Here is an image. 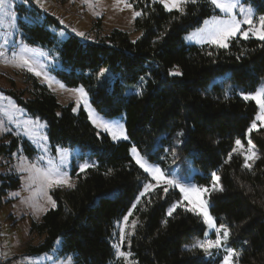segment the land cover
Listing matches in <instances>:
<instances>
[{
    "label": "trees",
    "instance_id": "trees-1",
    "mask_svg": "<svg viewBox=\"0 0 264 264\" xmlns=\"http://www.w3.org/2000/svg\"><path fill=\"white\" fill-rule=\"evenodd\" d=\"M244 2L252 5L256 17L264 15V0ZM135 7L142 11L135 23L141 33L137 41L121 30L103 35L98 24L87 40L70 34L63 42L50 31L59 27L54 17L33 4L16 8L21 38L55 51L62 66L54 71L57 78L68 87L84 88L100 114L124 118L128 136L127 141H114L99 132L83 109L75 112L73 105L59 104L31 75L29 90L4 91L28 116L47 124L51 146L79 148L83 159L94 165L79 174L75 187L53 193L56 207L33 223L30 234L36 243L29 241L27 254L49 253L61 239L59 255L72 257L75 264H116L115 233L143 182L150 180L131 157L135 146L166 174L189 180L190 171L198 170L202 174L194 180L198 186H209L216 173L223 191L211 192L209 210L231 233L227 247L238 254V264H264V129L252 133L259 159L246 168L244 158L233 149L258 109L238 92L226 94V84L248 93L264 81V41L238 36L227 49L185 45L186 33L218 14L206 0L189 3L183 15L169 13L152 0H139ZM175 68L183 75H169ZM225 75L224 83H213ZM7 138L0 144V160L11 159L19 148L34 156L27 140L15 136L6 142ZM0 178L1 210L8 205L4 199L9 191L20 189L21 179L15 173ZM178 201L179 192L165 194L163 187L141 198L129 218H138L135 234L130 230L124 248L138 264H219L223 248L211 254L189 250L203 241L206 227L182 206L169 216ZM9 220L14 228V216ZM15 259L19 258L8 261Z\"/></svg>",
    "mask_w": 264,
    "mask_h": 264
},
{
    "label": "rangeland",
    "instance_id": "rangeland-1",
    "mask_svg": "<svg viewBox=\"0 0 264 264\" xmlns=\"http://www.w3.org/2000/svg\"><path fill=\"white\" fill-rule=\"evenodd\" d=\"M138 1L139 0H129V2L133 4V10H137L135 5ZM40 2L41 4H43V7L37 4L36 0H30V2H26V0H6V8L0 9V144L6 136L9 137L7 138L6 142H9L10 138L12 137L19 136L22 139L27 140L34 150V156L32 158L26 156L23 153V148H19L15 151L11 159L0 160V176L9 173H15L21 179L20 189L9 191L4 199L6 202H8V205L4 206L3 209L0 210V257H3L5 260L6 258L14 257L22 260L21 263H19V260L17 259L18 263L15 262L13 264H75L72 257L63 258L59 255L58 251L61 247V239L57 240L55 249L49 253H45L39 256H30L27 254L30 245L29 241L36 243V239H31L30 234L33 223L39 222L43 215L52 207L46 202L44 198L33 197L32 193L35 190V186L29 188L27 183L28 173L20 172L19 166L21 165L23 158H27V162L40 163L42 164V166H46V162L49 159H53L56 162H59L61 156L63 155V151L66 150L70 155L64 167L67 169V172L71 177V182L76 185L80 180L79 174L82 173L79 166L84 163L90 162L88 161V159H83V152L79 148L69 149L58 146H51L47 134V124L40 119L28 116L25 108L20 106L12 95H9L4 91L15 90L18 92L29 90L32 86V82L29 80V76L31 75L41 85L46 86L56 96L59 104L63 106L73 105V109H75V112H79L80 109H83L87 114L90 123L99 132L106 133L111 137L109 133L104 132L101 128H98L95 124H93L92 119L89 116L90 110L94 115H99L106 121L122 126L126 133L125 120L122 117L110 118L100 114L92 105L89 94L87 97V105L84 103V101L81 100L79 103V107H77V101L79 97L72 91H70L74 88L68 87L66 84L60 81L54 73L55 70H60L62 68L55 51H46L41 46H31L21 38L17 21L19 19V16L16 8L20 5L29 7L31 4H33L44 13L54 17L58 21L59 27H50V31L56 35L57 39L60 42L65 41L70 34L76 35V32H83L85 33V35L91 33L92 36H94V34L96 33L95 28L96 26H98V24L103 35H109L114 30H121L127 32L130 35L132 41H137L140 38L141 33L135 30V23L137 18L135 20L132 19L133 10L125 8L123 11H120L116 6V0H88L87 3L85 2V0H40ZM89 3H91L92 7H89ZM240 3L244 4L245 7H251L254 11V19L257 18L255 10L251 4L244 2V0H240ZM7 5H10V7H7ZM120 7H123V5L121 4ZM215 10L218 12V14L215 15H222L221 13H219L218 9ZM13 13L15 14L14 16L12 15ZM97 13H99V15H97ZM196 30L197 29H193L183 36V42L185 43V45L210 46V44H200L195 40L189 41L186 39L188 35ZM249 38L254 37L250 36ZM25 48L32 49L33 51L25 52L23 51V49ZM21 55L27 58L33 64V67L37 71H40L43 75L36 76L34 73L29 72L26 67L18 66L19 57ZM45 75L49 76L52 79L53 83L51 87H49L48 82L44 79ZM226 76L227 75L214 79L213 83H224ZM60 84H64V89H61L59 87ZM262 87H264V81L261 82L256 90H259ZM75 88H81V86ZM236 92H238L243 99L245 95L252 93L250 91L248 93H244L238 87L226 84V94L228 96ZM246 101L254 102L252 100ZM256 106L259 113V106ZM254 122L257 124V128L249 132V129L251 127L250 126L245 133V137L242 139H238L242 144H244L245 149L248 148L247 141L249 139H251L252 141V133L259 129H264V126H261L260 121H257L255 119ZM127 140L119 139L114 141ZM252 144L255 145L253 141ZM234 149H236V143L234 145ZM234 149V153H238L244 158V156L240 152L234 151ZM41 158L43 159L41 160ZM150 163L162 169L160 164H156L153 162ZM174 175L182 179V177L178 174L174 173ZM198 176H202V174L198 170L194 169L190 171V179L188 181H191V183L198 186L194 182L195 178ZM213 182L214 180L212 178L210 184H212ZM2 183L3 182L0 180V186L2 185ZM153 183L155 182L153 181ZM158 187L164 188L166 187V185L161 184ZM59 189L69 190L71 188L63 187L53 189L49 193L53 199V193ZM171 190L179 192L181 196L182 207H184L185 209L187 207H190L187 201L183 200V194L180 193L178 189L169 187L167 193H169ZM17 192L19 193V196L12 195L13 193ZM206 198L209 204V197ZM41 206H43L46 211H40L39 209ZM8 216H14V220L17 222V225L14 228H12L11 226L13 220L6 221L8 219ZM198 217L202 220V217ZM130 223L131 221L129 219V224ZM122 227L124 226L121 222L118 226L117 233H115L114 245L120 242V232ZM129 232L130 229L125 228V240L123 243L124 250H126L124 247ZM205 232H208L207 227ZM211 236L212 233L208 232L207 236L204 235L203 240L212 239ZM222 251L224 256L226 254L225 250L222 249ZM115 252L117 256L116 264H118L119 262L125 263L121 258L118 257L116 249ZM8 262L9 261L6 260L5 264H9ZM219 264H221V262Z\"/></svg>",
    "mask_w": 264,
    "mask_h": 264
},
{
    "label": "snow or ice",
    "instance_id": "snow-or-ice-1",
    "mask_svg": "<svg viewBox=\"0 0 264 264\" xmlns=\"http://www.w3.org/2000/svg\"><path fill=\"white\" fill-rule=\"evenodd\" d=\"M26 2H30V0H26ZM85 2L87 3L88 0H85ZM152 2L159 3L162 5L163 9L169 13L175 11L183 15L187 5L189 3L195 5L197 0H152ZM206 2L212 5L215 9H218L219 13L222 15H213L210 19L204 20V26L188 35L186 37L187 40H195L200 44H210L223 49H227L229 47V42L237 36H240L243 39H249L251 36L259 41H264V15H260L254 19L253 9L251 7H245L244 4L240 3V0H206ZM36 3L43 7L40 0H36ZM121 4L123 7H120ZM116 6L120 11H123L125 8L133 10V4L130 3L129 0H116ZM7 7H10V5H7ZM89 7H92L91 3H89ZM5 8L6 0H0V9ZM12 15L14 16L15 14L13 13ZM97 15H99V13H97ZM138 17H142V11L133 10L132 19L135 20ZM75 34L85 40L88 39L83 32H76ZM23 51L28 52L33 50L25 48ZM18 66L26 67L29 72L34 73L36 76L43 75L40 71H37L33 67V64L23 55L19 57ZM103 74V72L100 73V75ZM169 75L182 76L183 74L178 68H175L169 71ZM44 79L48 82L49 87H51L53 83L52 79L46 75L44 76ZM59 87L64 89L65 86L64 84H60ZM70 91L79 97L77 107H79L81 100L87 105L88 93L84 88H74ZM244 99L252 100L259 106V113L256 116V120L260 121L261 126H264V87L245 95ZM89 116L92 119L93 124L98 128H101L104 132L109 133L113 140L128 139L122 126L106 121L99 115H94L91 110L89 111ZM256 128L257 124L253 122L249 132ZM178 135H183V133H179ZM235 143L236 149H234V151H238L244 156V166L251 169L252 163H254L256 159H259V156L255 151L256 146L252 144L251 139L247 141V149H245L244 144H242L240 140H237ZM131 154L135 163L151 179H146L143 182L142 191L139 192L135 203H133L131 209L123 217L122 223L124 227L121 228L120 242L113 246L117 251L118 257L121 258L125 264H138V262L132 259L133 253L123 249L125 228H129L131 234H135V229L139 222L138 218L132 220L129 224V217L133 215V210L136 208V205L140 203L141 198L147 197L149 193L155 191L156 187L163 184L166 185V187L163 188L165 194L168 192L169 187L178 189L180 193L183 194V200L187 201L188 205H190V207H187L185 210L202 217L203 224L206 225L208 232H211L212 235L215 236V239L197 241L189 250L199 248L205 254H211L212 250L215 249L219 251L223 248L226 254L222 257L221 264H238V254L227 247V242L231 233L228 228L219 225L216 218L210 213L208 200L206 198L210 196L211 192L223 191V187L219 184L220 177L216 173H212L214 180L212 184L209 186H196L191 183V181L178 178L173 173L166 174L160 167L149 162V159L146 158L147 154L141 155L135 146L131 148ZM69 155L70 154L64 150L59 162L49 159L46 162V166H42L40 163L27 162V158H23L22 163L19 166L20 172L28 173L27 183L29 188L35 186V190L32 193L33 197L44 198L52 208L56 207V201L49 194L53 189L75 187L71 182V177L69 176L67 169L64 167L68 161ZM42 159L43 158H41V160ZM230 159L231 156H229V160ZM93 166L94 165L91 163H84L79 167L80 171L84 172ZM153 181L155 183H153ZM12 195L19 196V193H13ZM181 205V201L172 204L168 211V215L171 216L176 208ZM39 210L46 211L43 206H41ZM164 223L166 224L167 221ZM208 232H205L204 235L207 236ZM128 247L130 248L131 245L129 244Z\"/></svg>",
    "mask_w": 264,
    "mask_h": 264
},
{
    "label": "crops",
    "instance_id": "crops-1",
    "mask_svg": "<svg viewBox=\"0 0 264 264\" xmlns=\"http://www.w3.org/2000/svg\"><path fill=\"white\" fill-rule=\"evenodd\" d=\"M9 259H12V258H6V260H9ZM18 260H19V259H18ZM18 260H15V261H13V262L11 261V262H8V263H9V264H13V263L17 262ZM21 261H22V260H19V263H21ZM17 263H18V262H17Z\"/></svg>",
    "mask_w": 264,
    "mask_h": 264
},
{
    "label": "built area",
    "instance_id": "built-area-1",
    "mask_svg": "<svg viewBox=\"0 0 264 264\" xmlns=\"http://www.w3.org/2000/svg\"><path fill=\"white\" fill-rule=\"evenodd\" d=\"M6 260L3 257H0V264H5Z\"/></svg>",
    "mask_w": 264,
    "mask_h": 264
}]
</instances>
